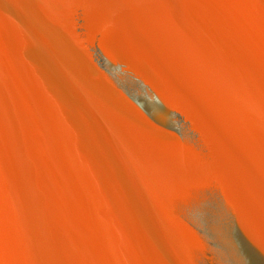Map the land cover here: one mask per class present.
<instances>
[{"label":"water","instance_id":"95a60500","mask_svg":"<svg viewBox=\"0 0 264 264\" xmlns=\"http://www.w3.org/2000/svg\"><path fill=\"white\" fill-rule=\"evenodd\" d=\"M0 264H264V0H0Z\"/></svg>","mask_w":264,"mask_h":264}]
</instances>
